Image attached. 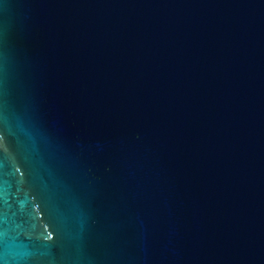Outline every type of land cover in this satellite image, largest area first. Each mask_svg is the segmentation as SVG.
Returning a JSON list of instances; mask_svg holds the SVG:
<instances>
[{"label": "water", "instance_id": "1", "mask_svg": "<svg viewBox=\"0 0 264 264\" xmlns=\"http://www.w3.org/2000/svg\"><path fill=\"white\" fill-rule=\"evenodd\" d=\"M0 137V264H264V0H3Z\"/></svg>", "mask_w": 264, "mask_h": 264}, {"label": "snow or ice", "instance_id": "2", "mask_svg": "<svg viewBox=\"0 0 264 264\" xmlns=\"http://www.w3.org/2000/svg\"><path fill=\"white\" fill-rule=\"evenodd\" d=\"M3 2V0H0V3H2ZM0 139H2V137H0Z\"/></svg>", "mask_w": 264, "mask_h": 264}]
</instances>
